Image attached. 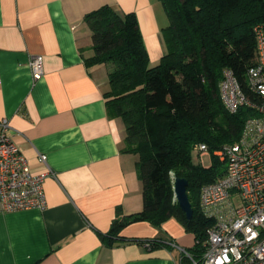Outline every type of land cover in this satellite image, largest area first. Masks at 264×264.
I'll return each instance as SVG.
<instances>
[{
  "label": "crops",
  "instance_id": "1",
  "mask_svg": "<svg viewBox=\"0 0 264 264\" xmlns=\"http://www.w3.org/2000/svg\"><path fill=\"white\" fill-rule=\"evenodd\" d=\"M105 3L136 14L155 65L166 49L159 0H0V119L18 131L33 171L43 169L38 153L53 171L42 209L0 213V264H191L181 248L190 252L195 237L180 221L129 219L142 208L137 155L106 111L108 64L84 59L92 48L83 16ZM34 54L44 69L35 81ZM115 218L129 221L107 242Z\"/></svg>",
  "mask_w": 264,
  "mask_h": 264
},
{
  "label": "trees",
  "instance_id": "2",
  "mask_svg": "<svg viewBox=\"0 0 264 264\" xmlns=\"http://www.w3.org/2000/svg\"><path fill=\"white\" fill-rule=\"evenodd\" d=\"M159 1L168 24L162 28L166 49L155 65L149 63L136 14H120L107 3L83 16L92 48L84 59L108 64L106 111L122 120L124 149L137 155L142 208L129 219L159 225L174 217L193 232L198 242L190 253L199 259L206 229L213 224L200 210V188L223 174L224 168L218 169L224 162L212 156L209 166L194 164L192 147L203 142L212 152L234 142L251 114L245 106L228 112L219 82L229 68L245 85V71L255 61L253 27L264 23V0ZM171 177L188 181L189 219L174 199ZM128 221L115 218L105 240L111 242Z\"/></svg>",
  "mask_w": 264,
  "mask_h": 264
},
{
  "label": "built area",
  "instance_id": "3",
  "mask_svg": "<svg viewBox=\"0 0 264 264\" xmlns=\"http://www.w3.org/2000/svg\"><path fill=\"white\" fill-rule=\"evenodd\" d=\"M253 32L255 61L245 71V85L229 68L219 82L220 99L228 112L241 106L251 111L239 137L212 152L203 142L192 147L200 159L210 154L223 161L224 172L200 188V210L213 224L206 229L199 259L181 248L191 264H264V23L255 24ZM28 66L33 81L43 76L41 54L31 55ZM15 134L19 133L8 119H0V213L42 209L44 180L53 173L43 153H38L43 169L30 168Z\"/></svg>",
  "mask_w": 264,
  "mask_h": 264
},
{
  "label": "water",
  "instance_id": "4",
  "mask_svg": "<svg viewBox=\"0 0 264 264\" xmlns=\"http://www.w3.org/2000/svg\"><path fill=\"white\" fill-rule=\"evenodd\" d=\"M173 193L174 199L177 201L181 210L185 213V216L189 219L192 216L193 208L187 193V179L184 177L173 178Z\"/></svg>",
  "mask_w": 264,
  "mask_h": 264
},
{
  "label": "rangeland",
  "instance_id": "5",
  "mask_svg": "<svg viewBox=\"0 0 264 264\" xmlns=\"http://www.w3.org/2000/svg\"><path fill=\"white\" fill-rule=\"evenodd\" d=\"M158 10L161 11V14H163V15L166 17V20H167L166 24H168V18H167V16H166V14H165V12H164V10H163L161 4H160ZM191 159H192V162H193L194 164H200V165L205 166V167L211 165V163H212V157H211L210 154H204V155H202V157H201V159H200V158H199V154H198V152H197L196 150H192V151H191ZM217 159H218V158H217ZM218 160L221 161L220 159H218ZM223 166H224V165H223ZM222 168H224V167H222V164H221V165L219 166V169H218V170L221 171ZM171 178H172V180H173V177H171Z\"/></svg>",
  "mask_w": 264,
  "mask_h": 264
}]
</instances>
